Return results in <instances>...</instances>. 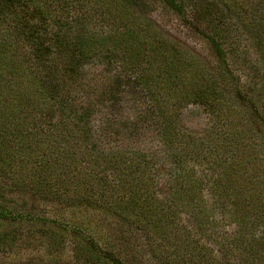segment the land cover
Returning a JSON list of instances; mask_svg holds the SVG:
<instances>
[{"label": "rangeland", "instance_id": "1", "mask_svg": "<svg viewBox=\"0 0 264 264\" xmlns=\"http://www.w3.org/2000/svg\"><path fill=\"white\" fill-rule=\"evenodd\" d=\"M34 1L43 10L44 5L51 8L54 20L50 21V28L66 33L70 41L75 40V34L96 32L105 35L123 27L148 43L150 33L145 25L149 22L163 41L192 67L190 70L183 64L178 67L183 84L182 90L177 89L174 95L184 98L178 107L173 105L171 96L165 107L156 106L132 87L121 92L120 102L115 107H111L110 102L101 103L98 96L112 85L111 74L104 70L106 66L102 58L84 64L81 82L92 88L89 99L93 108L91 124L104 128L109 122H114L116 128L106 132L95 129L97 133L91 139L98 147L94 153L97 151L101 160L114 157L118 149L127 148L133 153L147 154L145 183L148 189L164 204L177 207L174 202L179 201V197L178 193L174 194V178L179 175L184 198L195 195L197 201L191 200L174 209L173 228L169 240L163 243L147 237L136 221L120 219L118 214L103 209L100 204H90L76 196L68 187V181L73 178L68 173L55 177L64 185L61 182L60 186L54 184L53 172L39 170L45 160L55 158L54 143H43L44 154H26L15 149L19 157L18 168L8 164L9 159L17 162L12 152H2L0 204L21 216L0 219V264H79L77 250L94 255L89 248L90 237L100 248L116 252L127 264H264V220L255 231L249 226L243 227L245 231H239L233 210L229 211L230 206H222L216 194L207 188L216 179L209 168H204L203 163L194 161L191 156L176 173L172 169L173 155H185L186 152L187 156L196 155L200 143L209 146L216 137L212 113L190 96L203 84L202 87L211 83L215 86L218 94L215 103L220 110L226 112L224 107H227L228 113L220 111V115L226 117L223 123L232 125L235 131L245 130L247 135L252 134L247 141L253 138V146L255 142L264 147V128L250 115L251 109L239 97L235 81L232 78L229 81L230 76L228 78L222 70L208 40L199 33L200 29H210L196 15V12L206 9V2L215 4L210 8L212 19L223 17L220 22L223 46L232 51L228 57L229 68L241 81L244 80L245 85L240 84V88L245 90L247 84L251 85L253 99L259 111H264V0H194L192 6L201 5L188 10V20L163 0H47L51 5L42 0ZM3 18L7 19V16ZM1 27L7 29L8 24L1 23ZM50 28L49 34L52 33ZM145 47L148 50L147 44ZM20 49L28 53L27 42L20 45ZM79 101L86 102L82 96ZM5 104L0 105V109H8ZM124 119L127 127L119 128L117 121ZM32 121L28 125L29 133L21 128L18 136L30 139L32 130L35 131L34 138L40 135L43 126L40 116L35 114ZM167 121L172 124L169 129L173 133H179V138L188 140V146L179 143L170 147L163 140L164 123ZM91 139L83 140L87 141L83 143L87 144ZM35 143L34 139V148ZM79 144L76 137L70 140L69 156L82 160L81 168L85 173L81 177L87 184L95 154L79 157L80 151L75 149ZM1 149L13 150V147L4 145ZM123 158L126 159L125 156ZM259 163L264 168V159ZM258 191L264 195V186ZM251 232H254V239ZM176 237H180L186 251L182 248L174 250L171 242ZM95 264L112 263L98 258Z\"/></svg>", "mask_w": 264, "mask_h": 264}, {"label": "trees", "instance_id": "2", "mask_svg": "<svg viewBox=\"0 0 264 264\" xmlns=\"http://www.w3.org/2000/svg\"><path fill=\"white\" fill-rule=\"evenodd\" d=\"M42 1L51 5L47 0ZM163 1L184 20H188L189 9L195 10L201 5L200 3L192 6L195 4L194 0ZM214 5L206 2V9L196 12L210 29L208 32L200 29L199 33L208 40L222 70L228 78L230 76L229 81L231 78L235 81L239 97L251 109L250 115L264 128V111H259L251 94V85L246 83L245 90L240 88V84L244 87V80L241 81L229 68L228 57L232 51L223 46L224 41L220 34V22L223 17L215 18V21L212 19L210 8ZM4 15L7 19L3 18ZM52 20L54 17L51 8L44 5L43 10L34 0H0V103H4L0 105L5 106V102L8 105V109H0V154L12 152L17 162L9 159L8 164L18 168L19 157L15 149L26 154L43 153V143H54L55 158L52 161L45 160L39 169L45 173H54V184L60 186L61 182L64 185L55 177L57 174L68 173V176L73 177L68 181V187L76 196L84 198L90 204H100L103 209L118 214L120 219L136 221L147 237L163 243L168 241L173 228L174 209L191 200L197 201V196L184 198L182 179L175 175L174 194L178 193L179 201H173L177 207L171 208L148 189L145 183L147 154L133 153L127 148L118 149L112 154L114 157L101 160L97 151L94 153V149L98 147L91 139L94 133H97L95 129L106 132L109 129L115 131L116 128L114 122H109L104 128L91 124L93 108L89 99L92 97V88L81 82V79L84 78V64L102 58L106 66L104 70L111 74L112 85L107 92L103 90L98 96L97 99L101 103L110 102V106L115 107L120 102L121 92L132 87L156 106L165 107L171 96L173 105L178 107L184 100L183 97L174 95L177 89L182 90L183 84V79L177 72L178 67L182 64L188 70L192 67L178 56L173 47L163 41L149 22L145 25L150 33L149 42L144 43L143 37L135 36L123 27L105 35L96 32L75 34V40L70 41V37L65 36L66 33L50 28L49 23ZM1 23L8 24V28L2 29ZM49 28L52 30L50 34ZM4 30H7L6 34ZM26 42L28 53L20 49V45ZM145 44L149 46L148 50ZM202 86L190 96L194 102L203 104L212 113L216 137L209 146L200 143L196 155L187 156V152L185 155H173L172 169L176 173L191 156L194 161L203 163L204 168H209L216 177L207 188H211L222 206H230L229 211L233 210L232 213L237 216L238 230L245 231L243 227L249 226L250 230L255 231L264 220V195L257 192L259 187L263 189L264 186V168L259 163L264 159V147L255 142L253 146V138L247 141L252 134L247 135L245 130L235 131L232 125L223 123L226 117L220 115V111H223L215 103L218 95L215 86L212 83ZM81 96L86 102L79 101ZM226 108L224 107L226 112L223 113H228ZM35 114L40 116L43 126H46L41 127L40 135L34 138L35 131L32 130L33 137L30 135V139L18 136L21 128L29 133L28 125L33 123ZM117 123L119 128L127 127L126 119ZM164 124L163 140L167 141L170 147L179 143L189 145L187 139L182 140L179 133H173V130L169 129L172 127L169 121ZM74 137L80 140L79 146L75 148L80 151L79 157L95 154L94 161L90 163L87 175L90 181L87 184L82 180L85 173L81 168L82 160L69 156L70 140ZM88 138L91 140L84 144L83 142L87 141L83 140ZM34 139L37 142L35 148ZM4 145L12 146L13 150L1 149ZM17 216L21 215L0 204V219ZM73 228L77 229L74 226ZM251 238H255L254 232H251ZM89 244L94 255L77 250L79 264H95L98 258L112 264H127L116 252L100 248L91 237ZM171 244L174 245V250H187L181 244L180 237L172 240Z\"/></svg>", "mask_w": 264, "mask_h": 264}]
</instances>
